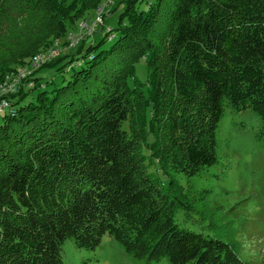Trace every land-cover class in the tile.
<instances>
[{"label":"trees","instance_id":"trees-1","mask_svg":"<svg viewBox=\"0 0 264 264\" xmlns=\"http://www.w3.org/2000/svg\"><path fill=\"white\" fill-rule=\"evenodd\" d=\"M82 1L85 7L89 0ZM154 3L130 13L128 2L118 26L77 57L85 39L80 41L66 64L84 61L87 67L73 73L68 85L14 106L27 95L25 86L35 89L38 68L57 64L56 55L30 72L17 94L6 97L7 109L0 112L5 113L0 124V264H64L59 253L65 239L92 250L104 235L125 255L146 263L165 258L169 264H245L230 244L178 229L172 198L143 169L136 144L121 126L131 108L130 93L137 89L128 86L125 73L152 48L143 28L166 45L163 54L157 51L166 67L154 86L164 90L162 96H153L152 85L142 92L143 109L152 119L168 105L158 128L170 168L194 177L217 163L215 136L226 107L233 114L250 110L258 116L255 139L264 147V0ZM122 17L127 19L123 26ZM57 25L61 37L63 27ZM21 30H13L10 41L0 38V51L11 54L2 62L6 72L29 58L31 51L13 52L7 46L30 29ZM113 31L117 40L94 54ZM11 62L20 64L12 67ZM14 98L18 101L10 103ZM168 185L172 188L170 180Z\"/></svg>","mask_w":264,"mask_h":264},{"label":"rangeland","instance_id":"rangeland-1","mask_svg":"<svg viewBox=\"0 0 264 264\" xmlns=\"http://www.w3.org/2000/svg\"><path fill=\"white\" fill-rule=\"evenodd\" d=\"M28 1L0 0V38L10 41L9 34L17 30V27H21L22 32L29 27L30 30L23 32L17 43L7 46L13 52L24 49L31 51L29 58L19 61L23 62L20 67L8 72L7 68H3L2 62L9 60L11 54L5 55L0 51V109L7 108L6 97L17 94L18 89L27 83L25 74L41 54L47 55L50 50L51 53L55 51L57 64L37 69L33 75L37 81H32L35 89L29 91L30 88L25 86L23 90L27 95L23 101L14 105L15 108L33 103L39 92L50 95L54 88H62L73 81V73L87 67L84 61L78 65L73 63L72 67L66 64L69 57L79 49V42L85 39L82 42V52L77 57L103 39L106 31L118 26L119 17L126 12L130 2V13L144 12L155 4V0H98L91 6L92 0H89L85 3V7L89 8L87 9L81 5L82 0H40L34 1L33 5ZM32 9L42 14L32 16ZM122 19L121 26L127 20ZM58 23L64 31L61 37L56 35ZM141 30L152 48L141 55L133 68L125 73L128 86L132 89L136 86L137 89L130 93L131 108L127 121L121 126L122 130L136 144L143 169L158 179V183L163 186V195L168 194L172 198L173 222L179 230L191 231L230 244L245 264H264V147L255 139L261 126L258 116L250 110L233 114L228 107L224 108L225 113L215 136L217 163L194 177L176 173L164 159L165 153H161L166 144L162 142L158 128L164 120L163 113L167 111L168 105L167 108L158 110L157 117L153 119L143 109L146 97L143 92L149 89L148 86L154 87L163 78L166 62L162 55L157 56V51L163 54V47L166 45L160 41L161 38H150L146 30ZM112 33L111 40L99 45L94 54L105 51L112 41L117 40L118 33ZM39 36H42L44 43ZM38 41L41 44H36ZM20 63L11 62L9 65L13 67ZM63 66L65 68L59 70ZM158 88L154 87L155 97L163 94L164 90L158 91ZM16 101L17 98H14L10 103L14 104ZM186 111L189 112L190 108L187 107ZM3 115L5 113H0V124L3 122ZM155 162L162 165L165 173L157 170ZM168 180L173 184L172 188L168 185ZM60 245V259L64 264H82L85 261L88 264H169L165 258L155 263L137 261L125 255L123 247L107 235L92 250L77 248L71 239H65Z\"/></svg>","mask_w":264,"mask_h":264},{"label":"built area","instance_id":"built-area-1","mask_svg":"<svg viewBox=\"0 0 264 264\" xmlns=\"http://www.w3.org/2000/svg\"><path fill=\"white\" fill-rule=\"evenodd\" d=\"M91 31H92V28H91ZM55 51H53L51 53V50L49 51V53L46 55V54H41L39 57H37L33 63V65L31 66V68L29 70H27L26 74H25V77L32 71L36 70L39 66H41L42 64H44L45 62L49 61L50 58L54 57ZM6 108V107H5ZM4 108V109H5ZM3 107L0 109L2 111ZM7 109V108H6ZM0 111V112H1Z\"/></svg>","mask_w":264,"mask_h":264}]
</instances>
